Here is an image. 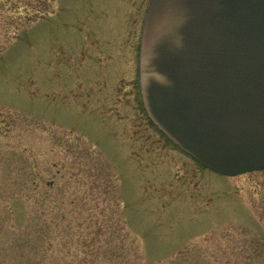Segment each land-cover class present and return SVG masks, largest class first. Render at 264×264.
Masks as SVG:
<instances>
[{"label": "rangeland", "instance_id": "374dc122", "mask_svg": "<svg viewBox=\"0 0 264 264\" xmlns=\"http://www.w3.org/2000/svg\"><path fill=\"white\" fill-rule=\"evenodd\" d=\"M147 1L0 0V264H264V170L144 111Z\"/></svg>", "mask_w": 264, "mask_h": 264}, {"label": "water", "instance_id": "95a60500", "mask_svg": "<svg viewBox=\"0 0 264 264\" xmlns=\"http://www.w3.org/2000/svg\"><path fill=\"white\" fill-rule=\"evenodd\" d=\"M139 80L148 117L195 160L264 170V0H151Z\"/></svg>", "mask_w": 264, "mask_h": 264}, {"label": "flooded vegetation", "instance_id": "af4514ba", "mask_svg": "<svg viewBox=\"0 0 264 264\" xmlns=\"http://www.w3.org/2000/svg\"><path fill=\"white\" fill-rule=\"evenodd\" d=\"M149 1H150V0L147 1V7H148V4H149ZM147 7H146V10H145V13H146V11H147ZM145 13H144V16H145Z\"/></svg>", "mask_w": 264, "mask_h": 264}]
</instances>
